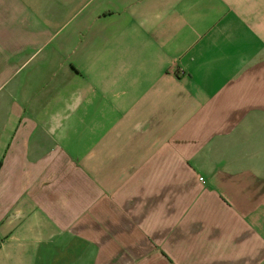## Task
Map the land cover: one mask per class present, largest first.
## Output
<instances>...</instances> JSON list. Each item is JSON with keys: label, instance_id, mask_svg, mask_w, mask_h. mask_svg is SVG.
<instances>
[{"label": "crops", "instance_id": "1", "mask_svg": "<svg viewBox=\"0 0 264 264\" xmlns=\"http://www.w3.org/2000/svg\"><path fill=\"white\" fill-rule=\"evenodd\" d=\"M0 264H264V0H0Z\"/></svg>", "mask_w": 264, "mask_h": 264}, {"label": "built area", "instance_id": "2", "mask_svg": "<svg viewBox=\"0 0 264 264\" xmlns=\"http://www.w3.org/2000/svg\"><path fill=\"white\" fill-rule=\"evenodd\" d=\"M199 179H200L201 181H203V178H202V177H199Z\"/></svg>", "mask_w": 264, "mask_h": 264}]
</instances>
